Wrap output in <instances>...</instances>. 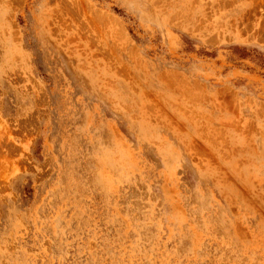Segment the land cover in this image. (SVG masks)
Returning a JSON list of instances; mask_svg holds the SVG:
<instances>
[{"label":"rangeland","instance_id":"1","mask_svg":"<svg viewBox=\"0 0 264 264\" xmlns=\"http://www.w3.org/2000/svg\"><path fill=\"white\" fill-rule=\"evenodd\" d=\"M0 264H264V0H0Z\"/></svg>","mask_w":264,"mask_h":264},{"label":"bare ground","instance_id":"2","mask_svg":"<svg viewBox=\"0 0 264 264\" xmlns=\"http://www.w3.org/2000/svg\"><path fill=\"white\" fill-rule=\"evenodd\" d=\"M134 57V56H133ZM116 157V156H115Z\"/></svg>","mask_w":264,"mask_h":264}]
</instances>
